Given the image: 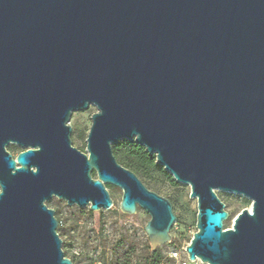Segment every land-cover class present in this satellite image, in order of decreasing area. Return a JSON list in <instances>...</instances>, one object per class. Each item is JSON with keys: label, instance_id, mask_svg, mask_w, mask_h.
Here are the masks:
<instances>
[{"label": "water", "instance_id": "1", "mask_svg": "<svg viewBox=\"0 0 264 264\" xmlns=\"http://www.w3.org/2000/svg\"><path fill=\"white\" fill-rule=\"evenodd\" d=\"M90 106L85 152L70 115ZM125 139L190 186L189 260L264 264V0H0V264H74L45 202L108 210L106 185L169 243L172 203L115 158ZM217 190L251 200L230 228Z\"/></svg>", "mask_w": 264, "mask_h": 264}, {"label": "rangeland", "instance_id": "2", "mask_svg": "<svg viewBox=\"0 0 264 264\" xmlns=\"http://www.w3.org/2000/svg\"><path fill=\"white\" fill-rule=\"evenodd\" d=\"M94 111L95 107L90 106L70 115L72 145L85 152L90 115ZM12 153L17 154L15 150ZM140 179L147 188L166 197L172 203L173 212L177 216L170 229L171 241L157 245L161 247L163 259L168 264L187 261L185 248L196 232L197 217V201L189 196L190 186L179 182L172 184L159 172ZM106 189L112 199V207L108 210L102 208L92 211V214L88 206L69 205L56 196L45 202L55 210V217L59 220L57 232L62 239V249L67 257L73 259L74 264H115L114 262L128 250L131 260L137 261L152 250L144 232V225L150 219L148 213L141 208L133 214L123 213L119 203L122 190L114 185H106ZM217 194L225 203V210L229 215V218L223 221V227L230 228L236 214L245 207L250 208L251 200L234 192L217 190ZM120 240L123 242L120 243ZM191 264L207 263L195 260Z\"/></svg>", "mask_w": 264, "mask_h": 264}, {"label": "trees", "instance_id": "3", "mask_svg": "<svg viewBox=\"0 0 264 264\" xmlns=\"http://www.w3.org/2000/svg\"><path fill=\"white\" fill-rule=\"evenodd\" d=\"M7 148L13 152H20L17 146L13 144H9ZM17 150V151H16ZM113 154L118 162L123 165L125 168L131 169L134 173L137 174L139 178H146V176L151 173L159 172L162 173L165 178L172 184H178L177 181L174 180L171 174L166 172L164 168L156 163V158L153 155L148 154L145 151V148L142 145L136 144L133 140H121L115 145H113ZM93 176L95 172H92ZM141 180V179H140ZM90 214L92 211L90 210ZM123 240H120L122 243ZM130 250L125 252L121 257H119L114 263L115 264H168L165 261L164 255L162 254L161 247L157 246L155 249L148 252L144 255L141 260L132 261L130 258ZM65 256L67 254L65 253ZM71 258V257H70ZM73 261V259L71 258ZM170 259H168L169 261ZM74 262V261H73Z\"/></svg>", "mask_w": 264, "mask_h": 264}, {"label": "built area", "instance_id": "4", "mask_svg": "<svg viewBox=\"0 0 264 264\" xmlns=\"http://www.w3.org/2000/svg\"><path fill=\"white\" fill-rule=\"evenodd\" d=\"M191 263H193V261H191V260H189V259L187 258V261H184V262H182L181 264H191Z\"/></svg>", "mask_w": 264, "mask_h": 264}]
</instances>
